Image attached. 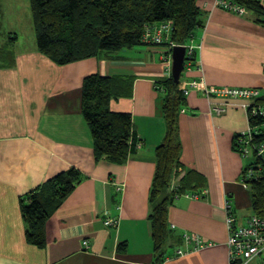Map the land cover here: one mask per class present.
Wrapping results in <instances>:
<instances>
[{"label": "crops", "instance_id": "crops-1", "mask_svg": "<svg viewBox=\"0 0 264 264\" xmlns=\"http://www.w3.org/2000/svg\"><path fill=\"white\" fill-rule=\"evenodd\" d=\"M206 3L207 9L200 2L206 26L185 45L196 49V60L185 68L180 90L197 81L208 89L264 91V23L251 11L240 16ZM30 9L29 0H0V52H6L0 56V264H156L150 193L156 149L167 130L166 92L159 90L168 51L142 45L58 66L38 49ZM91 75L128 88V96L111 102L114 112L131 114L141 141L124 165L95 158L82 113L83 83ZM185 98L177 179L187 173L198 179L169 208L162 264H229L225 202L231 200L239 224L251 218V188L243 181L250 163L234 149L235 137L249 126L248 113L243 100L207 97L202 87ZM218 107L226 112L218 114ZM72 168L82 183L52 213L45 246L30 245L21 198ZM201 191L207 194L190 196ZM108 218L118 226L106 227ZM190 235L206 246L181 256Z\"/></svg>", "mask_w": 264, "mask_h": 264}, {"label": "trees", "instance_id": "trees-1", "mask_svg": "<svg viewBox=\"0 0 264 264\" xmlns=\"http://www.w3.org/2000/svg\"><path fill=\"white\" fill-rule=\"evenodd\" d=\"M29 1L38 49L58 66L146 45L143 41L146 30L168 21L173 23L169 44L179 46L188 45L196 32L206 26L205 11L200 7V1L204 0ZM222 1L255 13L264 23V4L261 0ZM10 38L15 39L13 35ZM5 53L1 51L0 56ZM118 81L100 75L85 78L82 113L92 133L96 160L124 165L141 141L133 130L131 114L114 112L111 108L112 101L129 95L128 88H122ZM161 84L166 92L164 114L167 130L163 143L156 149V173L150 193L156 264H162L171 236L169 208L187 192L196 177L194 173H187L177 179L182 166L179 117L186 98L180 90V83L172 77ZM238 136L234 139L236 152ZM259 175L249 179L243 177L251 188L253 214L250 219H264V173ZM82 181V174L72 168L50 178L42 187L21 198L30 245L37 248L45 246L46 226L52 213L64 204ZM234 217L237 219L235 213Z\"/></svg>", "mask_w": 264, "mask_h": 264}, {"label": "built area", "instance_id": "built-area-1", "mask_svg": "<svg viewBox=\"0 0 264 264\" xmlns=\"http://www.w3.org/2000/svg\"><path fill=\"white\" fill-rule=\"evenodd\" d=\"M217 6L227 11L244 14L246 9L231 5L222 0L217 1ZM173 32V23L165 22L157 24L155 27H150L146 30L143 36V41L146 45L152 46H167L169 53L176 47V44H169ZM163 62L166 65V78L172 77V62L170 55L164 54ZM196 49L194 47H187L186 67H191L195 63ZM203 88V92L207 97H218L228 99L243 100L242 107L246 110L249 117V126L247 130L241 132L236 138L237 153L243 159L254 158L255 161L250 163L244 170V178L249 179L254 175L264 173V91L260 89H208L205 84L193 81L191 84L182 87L184 96H188L192 90H199ZM164 88L160 90L163 91ZM218 114H223L226 109L218 107L215 109ZM185 112L184 110L182 111ZM245 180V179H244ZM246 184V182H244ZM248 186V184H246ZM249 187V186H248ZM206 195V194H205ZM193 197V195H190ZM193 198H199L194 196ZM225 210L227 212L226 225L229 233L228 248H229V264H254L259 262L264 264V219L253 217L245 225L237 224L233 216L234 207L231 200L225 202ZM108 228H115L118 226V221L108 218L105 222ZM187 243L190 249L178 252L183 256L192 252L199 251L206 245L204 241L198 236H187ZM87 243H85L86 245Z\"/></svg>", "mask_w": 264, "mask_h": 264}, {"label": "water", "instance_id": "water-1", "mask_svg": "<svg viewBox=\"0 0 264 264\" xmlns=\"http://www.w3.org/2000/svg\"><path fill=\"white\" fill-rule=\"evenodd\" d=\"M172 51V76L174 81L178 83L185 70L187 48L176 46Z\"/></svg>", "mask_w": 264, "mask_h": 264}, {"label": "rangeland", "instance_id": "rangeland-1", "mask_svg": "<svg viewBox=\"0 0 264 264\" xmlns=\"http://www.w3.org/2000/svg\"><path fill=\"white\" fill-rule=\"evenodd\" d=\"M206 1H209V0H206ZM206 1L204 0V1H200V2H201V6L204 7V8L206 7V9H207V8H209V6H208V4L206 3ZM212 1H213V3H212L213 6H214V4H215V7H218V6H217V1H218V0H212ZM262 1H263V0H262ZM222 9H223V8H222ZM224 10H225V9H224ZM29 11L31 12V9H30ZM233 13H234V12H233ZM235 14H238V13H235ZM246 14H248V13L246 12V13H244V14H242V15H241V14H238V15H240V16H244V15H246ZM27 15H28V13H27ZM22 18H23V20H25V19H24V15H22ZM30 19H31V18H30ZM30 22H31V21H30ZM9 25H15V26H18V25L15 24V23H9ZM7 26H8V25H7ZM6 29H7V28H6ZM8 29H9V28H8ZM10 31H12L11 34H13V33L15 32L14 30H10ZM35 36H36V35H35ZM6 44H7V43H6ZM6 47H7V46H6ZM4 48H5V47H3L2 50H3ZM20 48H22L21 45H20ZM161 48H164V49H162V50H163V51H166L165 49L168 48V47H167V46H164V47L161 46ZM167 51H168L167 53L169 54V50H167ZM164 64H165V63H164ZM164 91H165V89H163V91H162V90H159V92H161V93H163ZM82 94H83V93H82ZM253 160H254V159L251 158V159H248L247 162H248V163H252ZM179 184H180V183H178V186H179ZM205 194H207L206 191H201L200 193H194V194H193V197H194V196H198V197L200 198V197L204 196ZM196 199H197V198H196ZM234 213H235V211L233 212V216H234ZM248 214H249L248 216H252L253 211L250 209ZM234 218H235V217H234ZM235 219H236V218H235ZM236 221H237V219H236ZM237 224L239 225L238 221H237ZM165 249H167V248L165 247ZM254 264H258V263H254Z\"/></svg>", "mask_w": 264, "mask_h": 264}]
</instances>
